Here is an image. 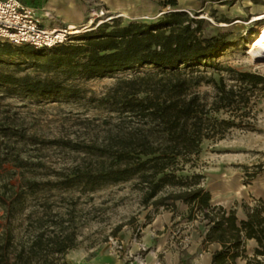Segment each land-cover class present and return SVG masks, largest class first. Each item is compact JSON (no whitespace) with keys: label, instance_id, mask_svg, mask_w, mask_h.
<instances>
[{"label":"trees","instance_id":"1","mask_svg":"<svg viewBox=\"0 0 264 264\" xmlns=\"http://www.w3.org/2000/svg\"><path fill=\"white\" fill-rule=\"evenodd\" d=\"M169 7L152 21L119 19L101 22L52 48L12 46L0 41V55L13 52L33 57L45 71L69 69L80 77H95L140 66L152 70L118 80L112 103L119 107L116 123L99 145L87 146L93 160L63 170L31 159L25 146L53 144L26 130L22 122L0 111V264H68L64 254L77 245L72 217L52 209L47 201L27 209L28 199L53 189L93 190L106 183L135 179L142 201L175 209L187 205V219L202 215L208 225L205 241L220 249L210 264H234L246 238L264 253V199L247 206L246 219L233 209L210 202L203 175L185 172L204 139L220 138L230 128L244 126L250 96L264 94V75L226 67L234 83L223 76L194 70L193 65L216 57L232 45L228 33L203 34V19L174 9L177 0H157ZM194 15H197L195 13ZM46 49H52L47 52ZM211 84L209 99L196 87ZM0 86L9 93L75 94L76 88L54 78H35L0 71ZM222 111L227 117H218ZM74 148V147H72ZM37 170H44L43 177ZM51 177H47V176ZM22 231L16 232L13 219ZM258 264V262H257Z\"/></svg>","mask_w":264,"mask_h":264},{"label":"rangeland","instance_id":"2","mask_svg":"<svg viewBox=\"0 0 264 264\" xmlns=\"http://www.w3.org/2000/svg\"><path fill=\"white\" fill-rule=\"evenodd\" d=\"M84 1L87 5V17L80 26L87 29L79 33L95 28L98 19L102 22L119 19L121 23L133 20L152 21L169 9L160 6L157 0ZM174 9L185 10L191 16L203 19V34L225 32L232 43L216 57L193 65L194 70L212 74L215 79L223 76L227 83L235 81L231 80L232 74L225 71L226 67L264 75V59H255L248 52L249 41L264 26V18L254 19L260 13L264 14V0H177ZM100 10L104 14L96 17L95 13ZM91 18L93 21L88 22ZM51 50L46 49L47 52ZM38 62L39 60L18 52L3 54L0 55V71L15 75L28 73L40 79L54 78L63 85L76 88L77 92L9 93L0 86V111L3 115L22 122L28 132L36 134L40 139L55 141L53 144L24 147L33 161H42L47 168L54 170H63L77 163L93 160L87 146L99 145L110 126L119 119V107L112 103L118 80L152 70L150 66H140L85 78L69 69L45 71L36 64ZM196 90L206 94L207 99L212 94L211 84L202 83ZM244 110V126L230 128L220 138L204 139L198 155L192 158L190 166H185L183 173H200L203 175L201 182L207 189L206 173L215 171L214 165L220 159H225L224 171L242 172L240 184H249L257 174L264 172V94L253 92ZM216 115L227 117L222 111ZM240 157H245L249 164H235ZM43 171L37 170L39 178L45 177L41 174ZM142 197L136 180L130 179L106 183L93 190L80 187L53 189L39 194L36 200L29 198L27 209L38 207L41 202L47 201L52 209L65 213L64 217H72L77 245L64 254L65 260L67 255L90 253L91 249L101 245L109 247L114 254L121 255L111 249L108 237H117L124 245L118 233L127 231L130 237L138 236L141 227L153 214L171 210L166 206H157L152 201L143 202ZM175 210L177 206L171 211ZM2 213L0 207V229L4 221ZM197 218L202 219V215L197 214L195 219ZM12 225L19 232L24 224L16 217Z\"/></svg>","mask_w":264,"mask_h":264},{"label":"crops","instance_id":"3","mask_svg":"<svg viewBox=\"0 0 264 264\" xmlns=\"http://www.w3.org/2000/svg\"><path fill=\"white\" fill-rule=\"evenodd\" d=\"M35 11L40 24L47 28L66 25L80 26L87 17L84 0H20ZM235 164H249L245 157ZM225 159L214 165L215 171L206 173L205 185L210 193V202L226 209H233L237 220L246 219L247 206L257 199H264V172L257 174L249 184H240L241 171H224ZM240 166H238L239 168ZM178 210V211H177ZM177 210H161L153 214L141 227L138 236L130 237L127 231L121 235L124 246L132 253L143 255L145 264H210L212 254L219 250L218 241H205V219H187V205L177 202ZM264 215V213H262ZM144 244L145 251L139 246ZM257 242L246 238L241 254L234 264H264L254 258ZM68 264H137L124 254L116 255L105 245L91 249L83 255H67Z\"/></svg>","mask_w":264,"mask_h":264},{"label":"built area","instance_id":"4","mask_svg":"<svg viewBox=\"0 0 264 264\" xmlns=\"http://www.w3.org/2000/svg\"><path fill=\"white\" fill-rule=\"evenodd\" d=\"M103 14V11L100 10L99 13H95V16L100 17ZM92 21V18L88 20V22ZM101 22L102 20L98 19L95 25ZM86 29L87 27L75 25L53 28L44 27L40 24L32 7L20 0H0L1 42H8L12 45L52 48L71 41L73 35ZM108 243L115 253L124 254L137 264H145L143 255L130 252L117 237H108ZM261 249L264 250V246ZM139 250L141 252L146 250L144 244L139 246ZM254 257L257 260H264V253L256 254Z\"/></svg>","mask_w":264,"mask_h":264},{"label":"bare ground","instance_id":"5","mask_svg":"<svg viewBox=\"0 0 264 264\" xmlns=\"http://www.w3.org/2000/svg\"><path fill=\"white\" fill-rule=\"evenodd\" d=\"M121 16V15H120ZM264 14L260 13L254 19H262ZM249 54L255 59H264V26L252 37L248 43Z\"/></svg>","mask_w":264,"mask_h":264}]
</instances>
